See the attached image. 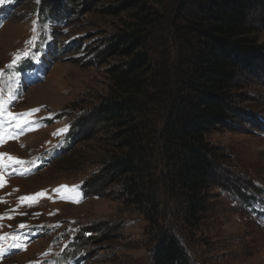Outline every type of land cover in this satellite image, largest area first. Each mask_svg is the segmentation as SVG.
Listing matches in <instances>:
<instances>
[{"label":"trees","instance_id":"obj_1","mask_svg":"<svg viewBox=\"0 0 264 264\" xmlns=\"http://www.w3.org/2000/svg\"><path fill=\"white\" fill-rule=\"evenodd\" d=\"M65 1L71 4L66 21L79 23L83 0H41L40 7L54 12ZM101 2L116 19L114 30L93 45L105 49L108 93L88 108L57 115L69 122L70 160L80 155L100 164L80 188L87 197L113 190L123 213L144 217L153 245L149 264H199L181 231L194 244L213 205L208 198L222 156L208 138L241 117L238 79L264 59L251 18L264 10V0ZM259 123L264 131L263 117ZM228 188H221L227 199L264 220V185ZM125 223L81 227L74 251L103 242L101 231Z\"/></svg>","mask_w":264,"mask_h":264},{"label":"rangeland","instance_id":"obj_2","mask_svg":"<svg viewBox=\"0 0 264 264\" xmlns=\"http://www.w3.org/2000/svg\"><path fill=\"white\" fill-rule=\"evenodd\" d=\"M83 2V15L75 25L64 16L71 6L68 1L56 5L54 12L40 7L41 0H4L0 4V70L5 73L0 89L7 101L5 107L13 115L40 109L23 128H16V121L6 113L0 117L6 130L0 153L29 162L4 170L0 198L5 202H0V216L5 219L0 220V235H19L26 247L5 251L0 264H149L153 245L147 242L144 217L123 213L113 190L100 196L83 193L80 183L89 181L100 164L98 160L85 161L80 155L70 160L69 122L65 116H57L88 108L108 93L105 49L93 45L114 30L116 19L110 9L105 11L107 3ZM251 18L258 40L264 43V10L253 12ZM34 35L35 47L27 45L25 42ZM26 49L30 58L9 69L14 54ZM13 71L21 73L19 81L8 79ZM10 88L15 96L11 100ZM237 91L241 117L233 120L234 126L213 131L208 138L220 148L222 156L216 168L217 185L208 198L213 202L208 218L194 244L189 234L181 231L199 264H264V220L248 206L237 203L238 199H227L221 190L226 186L233 191L235 184L249 186L255 181L264 185V131L259 128V117L264 118V59L254 62L249 73L238 79ZM85 124L83 130L87 131ZM66 126V132L55 134ZM25 169V175L17 174ZM64 185L68 186L66 190L55 191ZM42 191L46 195L31 207L19 199ZM76 200L79 202H73ZM119 218H125V225L108 233L98 232L105 235L99 245L94 242L88 249L74 251L72 242L81 227L90 230L94 223L106 221L113 226ZM22 223L39 227L36 230L41 235L32 239L34 229L19 228ZM0 243L8 249L14 241L9 237Z\"/></svg>","mask_w":264,"mask_h":264},{"label":"snow or ice","instance_id":"obj_3","mask_svg":"<svg viewBox=\"0 0 264 264\" xmlns=\"http://www.w3.org/2000/svg\"><path fill=\"white\" fill-rule=\"evenodd\" d=\"M4 2V0H0V4H2ZM37 2H39V0H37ZM36 29L33 28V32L35 33ZM36 40H37V37L34 35L31 39H29L28 41H26L25 43L27 45H30L32 47H35V43H36ZM31 54L30 52L26 49L23 53H16L14 54V59L12 60V62L7 65V67L9 69H15L18 65V63L24 59V58H30ZM36 60L37 62H39V57L37 56L36 57ZM5 75V73L0 70V78H3ZM21 73L19 71H13L9 76H8V79L9 80H16V81H19V77H20ZM3 90L0 89V117H3L5 115V113L7 114V116L11 119V120H14L16 121V124H15V127L16 128H23L26 124H29L30 123V120L29 118L33 115V113L35 112H38L40 109H32L30 110L29 112H26V113H18V114H15L13 115L10 111H7L5 105L7 103V101L4 99V96H3ZM15 96H14V93L12 91V89L10 88L9 89V100L11 99H14ZM68 130L67 126L63 129H59L57 131V133H55L56 135H59L61 133H64ZM6 130L3 129V121L0 120V144L4 143L5 140L3 139L4 137V132ZM12 138V137H10ZM29 162L28 161H24V160H21L19 158H16V157H13L11 156L10 154H7V153H0V188H3L4 187V170L7 169V168H10L13 164H20V165H26L28 164ZM28 171V169H25V172H17V174L19 175H25L26 172ZM74 188H78L79 186H73ZM68 188V186L64 185V186H61L60 188L56 189L55 191L57 192H61L62 190H66ZM18 191V189H17ZM46 195V192L45 191H42L40 193H35L31 196H22L20 197V201L22 203L24 202H28V206L31 207L33 203H36L38 202V198H41V197H44ZM64 198V197H62ZM0 202H5L3 201L2 198H0ZM73 202H79L78 200L76 201H73ZM11 211H15V209H12ZM8 219H12L14 217L12 216H8L7 217ZM5 219L4 216H0V220H3ZM3 225L0 224V228H2ZM19 228L23 229V228H26L27 225L25 224H20L18 226ZM9 237H11V239L14 241V243L10 244L9 245V248L8 249H5L3 244L0 243V257L3 256V254L5 253V251H8L12 248H25L26 246L22 243H20V240H21V237L19 235H16V234H12V233H6L4 235H0V242L2 241H5L6 239H8Z\"/></svg>","mask_w":264,"mask_h":264}]
</instances>
